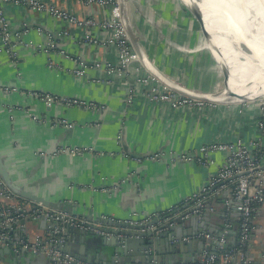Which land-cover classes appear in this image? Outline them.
I'll list each match as a JSON object with an SVG mask.
<instances>
[{
    "label": "crops",
    "instance_id": "obj_1",
    "mask_svg": "<svg viewBox=\"0 0 264 264\" xmlns=\"http://www.w3.org/2000/svg\"><path fill=\"white\" fill-rule=\"evenodd\" d=\"M30 1L3 3L10 43L18 54L12 61L0 52V167L16 186L56 205L63 204L69 215L86 219L90 214L115 219L143 217L197 191L224 158L223 153L214 152L213 163L202 166L194 161L150 160L148 154L160 149L196 153L206 142L241 140L248 144L258 135L257 103L247 107L237 97L221 93L204 99L201 105L171 108L150 101L143 94L144 87L133 80L135 73H151L166 84L146 66L148 62L193 94L216 93L223 83L199 23L180 0H130L126 4L143 53L139 62L132 63V68H137L132 78L107 75L97 66L116 63V51L84 38L86 34L101 38L105 31L95 33L91 26L56 19L45 10L32 8ZM37 1L80 20L110 17L105 5L79 0ZM78 61L86 66L83 75L74 71ZM130 92L133 98L128 102ZM39 93L92 101L103 108L58 101L47 105ZM261 148L264 163V139ZM222 198L213 199L218 211L223 208ZM42 205L58 210L57 206ZM230 213L235 228L237 216L235 211ZM215 215L210 222L217 225L222 218ZM39 219L25 220L13 238L22 234L33 240L37 234L46 235L52 223ZM254 222L251 253L260 263L264 205ZM103 245L98 237L75 234L63 250L87 262H109L112 249ZM7 248L0 242V264H54L50 257L25 250L7 252Z\"/></svg>",
    "mask_w": 264,
    "mask_h": 264
},
{
    "label": "built area",
    "instance_id": "obj_2",
    "mask_svg": "<svg viewBox=\"0 0 264 264\" xmlns=\"http://www.w3.org/2000/svg\"><path fill=\"white\" fill-rule=\"evenodd\" d=\"M6 1L8 0H0V52L6 53L12 61H16L18 53L16 48L10 43L11 33L4 15L3 3ZM13 1L17 2L18 0ZM79 1L88 5L100 4L107 6L110 17L102 20L92 18L80 20L78 17L72 16L54 6H45L37 0L30 1L29 4L32 8L45 10L56 19L65 20L79 26L96 28L95 33L105 31L106 35L101 38L97 34H86L84 38L89 43L99 46L108 45L116 51V63L102 62L97 64V66L103 69L107 75H125L128 78H132V71L137 70V68H132V63L139 62L140 57L130 42L122 18L119 1ZM24 30L28 31V29ZM85 67L83 61H78L77 68L74 71L76 74L83 75L86 70ZM133 80L142 88L144 87L143 94L152 102L166 103L171 108L190 107L204 103L202 99L177 93L151 73L145 75L135 73ZM132 93L130 92L127 96L128 102L133 98ZM38 95L47 105L58 101L66 105H76L84 108H95L97 110L103 108L92 101L59 97L49 93H39ZM238 100L247 107L254 103L258 105V118L256 120L258 135L248 144L241 140H219L201 144L196 153H191L190 151L173 152L160 149L146 156L150 160L168 158L170 162L194 161L199 165L208 166L213 163L211 158L212 153L221 152L224 155L222 163L205 179V182L197 191L181 198L179 202L168 206L164 210L143 216L147 220L155 216L161 217L173 213V218L174 216L183 214L189 208L196 207L190 213L184 215L182 219L185 220L188 216L196 214L197 223L195 222L192 227H189L187 223L181 225L176 230L177 233L173 232L174 235L171 236L168 243L178 246L179 244H187L194 240L204 239L205 246H214V250H203L193 260H178L174 264H264V248L258 254L261 260L260 263L256 262L251 253V240L256 228L254 216L259 212L261 206L264 205V163L261 148L264 139V95L248 96L244 99L238 98ZM220 196H223L221 200L223 208L218 211L213 205V199ZM208 199H211V201L206 206ZM190 202L193 203L187 206ZM181 208L183 209L178 211ZM205 210L209 212L206 223L209 224L208 227L212 230H209L208 227L205 229H198L197 227ZM231 210L235 211V216H237L235 228L231 221ZM212 215H218L222 218L221 222L219 221L220 224L218 223L219 225L210 222ZM41 216H44L53 223L47 230L46 235L37 234L33 240L24 237L22 234L13 238L12 234L15 230L23 229L22 220L24 222L27 219L37 220ZM143 217H131L123 220L130 223L133 222L132 220ZM107 219L113 220V218ZM63 222H68L76 228L92 232L96 235H107L99 229V224L84 217L69 215L64 211L54 210L44 207L40 203L29 201L12 192L0 181V241L7 240L3 244L11 248L14 253L25 250L38 255H45L54 259V264H123L117 259L113 263H91L65 252L63 246L66 242V236L63 234ZM173 225L175 223H170V226ZM188 230H192V232L185 234L184 232H188ZM228 240L235 243L236 246L223 252ZM141 254L140 257H144V261H129L125 264H163L155 260L154 256L156 252L154 250L144 249L141 251Z\"/></svg>",
    "mask_w": 264,
    "mask_h": 264
},
{
    "label": "water",
    "instance_id": "obj_3",
    "mask_svg": "<svg viewBox=\"0 0 264 264\" xmlns=\"http://www.w3.org/2000/svg\"><path fill=\"white\" fill-rule=\"evenodd\" d=\"M120 7L122 18L124 21V25L126 31L128 33L129 39L131 44L133 45L134 49L137 51L139 57L143 58V53L139 50L134 32L132 31V27L129 23L127 12H126V2L125 0H118ZM203 0H180L183 6L189 10V12L193 15V17L197 20L200 25L201 32L203 36L206 38L207 46L211 48L214 53L215 60L223 74V76L229 81V75L226 71L227 63L223 59L221 55V51L218 50L216 43L214 42L212 32L207 28L209 26L206 18L204 9L200 6V3ZM145 62V60H143ZM146 63V62H145ZM146 66L154 72L159 78H161L166 84L170 85L174 90L181 92L183 95L198 98V99H209L219 96L221 93H224L228 96H235L237 98H247L249 94H237L233 90H231L228 81L226 80V87L219 92L213 94H193L192 92H187L186 90L182 89L181 87L177 86L172 82L168 77L160 74L153 66H151L148 62ZM228 83V84H227ZM258 96L264 95V93L257 94ZM252 96V95H251ZM256 96V95H255ZM1 166V163H0ZM4 167H0V181H2L12 192L15 194L22 196L24 198L33 200L35 202H40L49 207H56L59 211H66L63 204H55L53 202H49L40 196H36L33 192L29 191L24 187H20L19 185L16 186L9 180L4 172ZM211 199L206 201V206L210 203ZM193 202H190L187 206H190ZM65 205V204H64ZM185 206V207H187ZM183 207V208H185ZM183 208L179 209L178 211L182 210ZM196 207L189 208L183 214L174 216L172 218V214L165 215V216H155L151 219L145 220V217L132 220L133 222L127 223L124 222L123 219H115L108 220L105 216H95L90 214L87 216V219L93 221L94 223L99 224V229L105 232L107 235H96L89 231H84L82 229L76 228L70 225L68 222H63V234L66 236L65 244L72 238L75 234L78 235H89L98 237L103 246L109 247L112 249L113 254L110 256V260L108 263H113L115 259L119 262L125 264L130 262H142L145 258L140 257L141 251L144 249H151L156 252L154 258L158 263L163 264H174L178 260L182 261H189L193 260L197 257L199 253L203 250H214V246H205V240L199 239L194 240L191 243L187 244H179L178 246H173L169 244V239L174 233H177L176 230L183 224H189V227L196 222L197 223V215L192 214L188 216L185 220L182 217L188 213H190ZM56 209V208H55ZM177 211V212H178ZM171 217V218H170ZM209 217V212L206 210L203 212L202 218L200 220V224H197L198 229H205L209 226L207 224V220ZM45 217L41 216L39 220H43ZM49 221V220H48ZM52 223V221H49ZM21 223H24L22 220ZM170 223H175V225L170 226ZM53 224V223H52ZM209 230H212L208 227ZM174 232V233H173ZM192 230H188V232H184L185 234H190ZM7 240L0 241L1 243L6 242ZM9 250L11 248H7ZM105 250L102 249V252ZM18 254H14L15 257ZM45 256V255H44ZM139 257L135 259V257ZM53 261H55L53 259ZM107 262V261H105Z\"/></svg>",
    "mask_w": 264,
    "mask_h": 264
},
{
    "label": "bare ground",
    "instance_id": "obj_4",
    "mask_svg": "<svg viewBox=\"0 0 264 264\" xmlns=\"http://www.w3.org/2000/svg\"><path fill=\"white\" fill-rule=\"evenodd\" d=\"M200 6L209 24L207 28L225 56L231 90L250 93L249 96L264 93V0H228L226 6L219 7L203 0ZM228 25L231 29L225 28ZM229 34L247 62L241 71L236 61L231 65L235 50Z\"/></svg>",
    "mask_w": 264,
    "mask_h": 264
},
{
    "label": "rangeland",
    "instance_id": "obj_5",
    "mask_svg": "<svg viewBox=\"0 0 264 264\" xmlns=\"http://www.w3.org/2000/svg\"><path fill=\"white\" fill-rule=\"evenodd\" d=\"M132 1H134V0H132ZM213 5H216L217 7H219V6H226V4H227V2H228V0H209ZM125 2H126V4L127 5H129L130 4V0H125ZM135 2L137 3L138 2V0H135ZM135 3V4H136ZM127 5H126V9H127ZM225 28H230L231 29V27L228 25V26H225ZM229 37L230 38H232V41H233V46H234V50H235V52H234V55L232 56V58H231V65L233 64V62L234 61H236V63L238 64L236 67L239 69V71H241L242 69H244L245 67H246V61L244 60V57H243V55L241 54V52H240V50H239V48H238V46H237V44H236V42H235V40H234V37H233V35H230L229 34ZM216 46H217V48H218V50H220L221 51V55L223 56V59L225 60V62H226V59H225V56L223 55V53H222V50H221V48L217 45V43H216ZM235 67V68H236ZM220 80H221V82L223 81V83H221V85H220V87H218V90H216V92L217 91H221V90H223L227 85H226V78L223 76L222 78H220ZM230 80H232V78H230L229 77V81H228V83L230 82ZM227 83V84H228ZM247 94V93H246ZM248 94H250V93H248Z\"/></svg>",
    "mask_w": 264,
    "mask_h": 264
},
{
    "label": "trees",
    "instance_id": "obj_6",
    "mask_svg": "<svg viewBox=\"0 0 264 264\" xmlns=\"http://www.w3.org/2000/svg\"><path fill=\"white\" fill-rule=\"evenodd\" d=\"M234 246H236V244L228 240L227 243H226V245H225V247H224V249H223V252L225 250H228L231 247H234Z\"/></svg>",
    "mask_w": 264,
    "mask_h": 264
}]
</instances>
